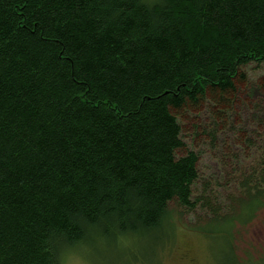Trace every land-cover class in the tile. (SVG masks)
Here are the masks:
<instances>
[{"label":"trees","instance_id":"1","mask_svg":"<svg viewBox=\"0 0 264 264\" xmlns=\"http://www.w3.org/2000/svg\"><path fill=\"white\" fill-rule=\"evenodd\" d=\"M253 64L264 94V0H0V264H65L92 236L169 243L172 204L212 214L207 232L231 221L226 259L259 264L231 246L264 208Z\"/></svg>","mask_w":264,"mask_h":264},{"label":"rangeland","instance_id":"2","mask_svg":"<svg viewBox=\"0 0 264 264\" xmlns=\"http://www.w3.org/2000/svg\"><path fill=\"white\" fill-rule=\"evenodd\" d=\"M259 69L256 64L247 69L250 82L245 87L246 92L241 99L251 106L264 99L256 76ZM241 108L242 105L239 107L238 116H241L237 117V122L243 120ZM183 119L185 130H187L184 139L186 148L199 155V172L203 176L202 179L206 177L207 180L212 174V165H214L212 146L205 136L196 137L191 112H184ZM201 189V187L198 188L197 195L201 194ZM237 196L238 199L242 197L239 193ZM175 206L171 205L173 222L176 226L173 227L175 231L169 243L165 239L166 228L158 236L159 242L162 239L165 240L158 242V245L153 244L151 237L131 240L123 237L108 240L92 236L86 244H81L65 254V264H231L230 259L227 260L225 257L228 252L224 245L227 238L225 235L221 237L215 231L220 226L232 227L231 221H211L209 232H207L204 228L208 220H212V214L209 219L202 211L189 214L185 212L182 217L181 208H174ZM233 236L231 246L234 247L235 256L240 262L260 260L259 264H264V208L259 209L252 220L244 225L237 222L233 228ZM132 255H145L147 260L142 258L134 261Z\"/></svg>","mask_w":264,"mask_h":264}]
</instances>
